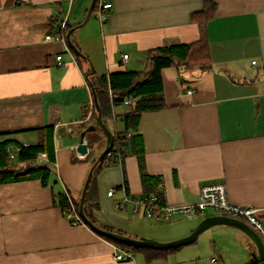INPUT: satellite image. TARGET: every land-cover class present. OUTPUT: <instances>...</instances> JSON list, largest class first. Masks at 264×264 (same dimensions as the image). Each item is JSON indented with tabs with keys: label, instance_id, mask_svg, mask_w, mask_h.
I'll use <instances>...</instances> for the list:
<instances>
[{
	"label": "crops",
	"instance_id": "crops-1",
	"mask_svg": "<svg viewBox=\"0 0 264 264\" xmlns=\"http://www.w3.org/2000/svg\"><path fill=\"white\" fill-rule=\"evenodd\" d=\"M212 1L217 6L208 25L212 68L183 75L174 66L163 68L165 106L141 114L135 132L139 146L97 175L99 206L93 213L99 224L138 239L182 238L205 218L222 213H177L156 221L143 210L133 212L132 204L117 209L115 202L127 194L159 193L167 205L194 204L200 186L212 182L226 183L231 202L258 207L264 220V0ZM111 2L104 23L92 14L80 25L91 0H0V131L14 132L2 139L35 145L41 135L33 128L53 124L55 147L48 185L40 179L0 183V264L185 263L181 255L173 260L170 252L153 251L116 260L115 243L75 224L54 203L66 190L74 199L81 197L106 146L98 128L85 135L88 152L78 151L83 122L96 124L89 77L147 69L151 50L200 38L191 16L202 10L203 0ZM64 18L83 57L65 40L46 39ZM128 109L124 103L112 106L107 123L112 133L125 129ZM38 160L47 163L48 155ZM184 218L189 221L178 235L154 225ZM173 249L177 255L182 247Z\"/></svg>",
	"mask_w": 264,
	"mask_h": 264
},
{
	"label": "trees",
	"instance_id": "trees-1",
	"mask_svg": "<svg viewBox=\"0 0 264 264\" xmlns=\"http://www.w3.org/2000/svg\"><path fill=\"white\" fill-rule=\"evenodd\" d=\"M216 8L217 6L214 1L203 0L202 10L193 13L191 16L192 21L199 26L200 38L190 43L163 45L151 50L148 57L147 69L101 76H97L94 73L89 77V83L97 95L102 118L106 124L112 116V106L124 103L128 98L132 100V103L128 105V111L123 117L125 129L113 133L114 143L110 149L111 155L108 158L110 164L122 163L130 148L139 144L138 140L140 137L135 132L138 128L141 114L146 111L158 110L165 106L164 98L162 97L163 68L174 66L178 69L179 75H183L185 71L191 73L204 72L212 68L213 62L208 25L215 16ZM95 11L96 9H94L93 14H95ZM70 29L71 26L67 23L65 33L67 34ZM110 91L113 93V100L110 98ZM97 115L98 112L95 107L91 114V120L94 123H96ZM90 122L89 120L83 122L84 127H89L91 125ZM98 128L103 132L100 127ZM33 129L39 131L41 135L40 141L35 145H25L14 139H2L3 136L14 132L0 131V183L40 179L43 185H48L55 160L54 125L48 124ZM95 141V137L90 139V147ZM11 145H16L14 152L9 150ZM17 148L19 149L17 150ZM11 153L15 155V158L11 157ZM42 153L48 155L49 160L47 163L38 160L39 155ZM106 159L105 156L100 161H94V164L96 162L97 164L92 172L86 191L84 212L97 225L114 232H119L111 227L99 224L93 213L94 209L99 206L96 178L99 172L106 166ZM144 178L146 179V177ZM159 192L161 191L159 190ZM54 203L66 215L73 214L74 211L78 214L80 213V198L74 199L68 190L56 194L54 196ZM75 220V217H72V222H75ZM105 238L116 245L131 250L133 253L137 251H153L148 248L128 246L110 238ZM248 264L255 263L252 259Z\"/></svg>",
	"mask_w": 264,
	"mask_h": 264
},
{
	"label": "built area",
	"instance_id": "built-area-1",
	"mask_svg": "<svg viewBox=\"0 0 264 264\" xmlns=\"http://www.w3.org/2000/svg\"><path fill=\"white\" fill-rule=\"evenodd\" d=\"M95 15L101 22H105L112 9L111 0H96ZM66 27L67 18L60 21L59 26L54 34H48L47 40H62L66 41ZM61 55L57 56V59H61ZM128 55H124L127 58ZM255 64L256 61L254 60ZM189 94L193 93V90H188ZM111 99L113 100V93L110 91ZM132 103L130 98L124 101L125 105ZM19 148H17L18 150ZM111 155L110 150L105 154L106 166L110 165L109 157ZM104 156V157H105ZM11 157L15 158V155L11 153ZM163 184L159 186L160 190H163ZM114 191L111 190L109 195H113ZM128 204L133 205V212H139L143 210L144 214L156 221L169 220L174 214L180 213L189 217L201 215L208 209L218 211L224 215L241 219L248 223L254 230L261 236L264 242V220L260 215V209L255 206H247L233 203L228 198L227 185L224 182H212L206 183L200 186L199 200L194 204H181V205H167L164 204L159 193H150L141 197L132 196L130 194L125 195L121 200L115 202L117 209H126ZM70 217H75V224L87 225L81 216L74 211ZM88 226V225H87ZM113 256L116 260H128L133 258L131 250L122 248L119 245L114 246ZM214 264L217 263V258H212Z\"/></svg>",
	"mask_w": 264,
	"mask_h": 264
},
{
	"label": "water",
	"instance_id": "water-1",
	"mask_svg": "<svg viewBox=\"0 0 264 264\" xmlns=\"http://www.w3.org/2000/svg\"><path fill=\"white\" fill-rule=\"evenodd\" d=\"M95 5H96V0H91L90 6L88 8L87 14L83 20V22L80 25H84L86 24L89 19L91 18L94 9H95ZM72 33H73V29H70L67 34H66V41L68 42V44L70 45V47L80 56H84L79 48L75 45V43L72 40ZM93 68V66H92ZM93 94H94V103H95V107L96 110L98 112L97 118H96V124L90 125L89 127H87L85 129V131L82 133L81 136V143L78 146V151L81 153H86L88 152L89 146L88 144L84 141L85 139V135L87 132L90 131H95L97 130L98 127H100L104 134L106 135V146L104 148V150L101 152L100 156L98 157L97 161H100L105 154L112 148L113 143H114V137H113V133L110 130V128L107 126V124L103 121L102 118V114L100 111V107L97 101V95L95 93V91L93 90ZM97 162L92 166L89 176L85 182L84 188L82 190V194L80 197V203H79V211H80V216L81 218L84 220V222L92 229L94 230L96 233H98L99 235L103 236V237H107L110 238L114 241H117L119 243L128 245V246H132V247H138V248H153V249H169V248H174V247H179V246H183L189 243H192L196 240V238L198 237V235L203 232L205 229L216 225V224H225V225H230V226H234L239 228L240 230H242L244 233H246L251 240L254 242V244L256 245L257 248V252H254L252 255V259L254 261L255 264H264V242L261 238V236L254 230V228H252L248 223H246L245 221L235 218V217H231V216H227L224 214H218V215H214V216H210L205 218L204 220H202L192 231L190 234H188L187 236H184L182 238L176 239V240H172V241H167V242H160L157 240H153V239H144V238H133L130 237L128 235L119 233V232H114L108 229H105L99 225H97L96 223H94L93 221H91L85 214L84 212V203H85V198H86V191L90 182V178L92 175V172L96 166Z\"/></svg>",
	"mask_w": 264,
	"mask_h": 264
},
{
	"label": "rangeland",
	"instance_id": "rangeland-1",
	"mask_svg": "<svg viewBox=\"0 0 264 264\" xmlns=\"http://www.w3.org/2000/svg\"><path fill=\"white\" fill-rule=\"evenodd\" d=\"M213 214H217V212L212 209L204 212V215ZM150 221L147 222L150 223ZM187 221L189 219L184 218L171 222L168 224L169 226L162 223L154 225L156 230L170 231L178 235ZM181 247L182 249L180 253L177 252V255L172 254L173 248L150 249L156 254H161L160 256L171 253L169 256L173 260L181 255L182 260H185L184 264H214L212 262L214 257L217 258L216 264H248L253 258V253L257 250L254 242L242 230L225 224H216L205 229L194 242Z\"/></svg>",
	"mask_w": 264,
	"mask_h": 264
}]
</instances>
